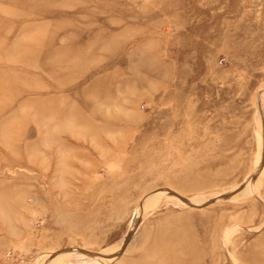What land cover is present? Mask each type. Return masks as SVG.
Returning a JSON list of instances; mask_svg holds the SVG:
<instances>
[{
    "label": "rangeland",
    "instance_id": "obj_1",
    "mask_svg": "<svg viewBox=\"0 0 264 264\" xmlns=\"http://www.w3.org/2000/svg\"><path fill=\"white\" fill-rule=\"evenodd\" d=\"M0 264H264V0H0Z\"/></svg>",
    "mask_w": 264,
    "mask_h": 264
},
{
    "label": "bare ground",
    "instance_id": "obj_2",
    "mask_svg": "<svg viewBox=\"0 0 264 264\" xmlns=\"http://www.w3.org/2000/svg\"><path fill=\"white\" fill-rule=\"evenodd\" d=\"M104 259H106V258H104Z\"/></svg>",
    "mask_w": 264,
    "mask_h": 264
}]
</instances>
